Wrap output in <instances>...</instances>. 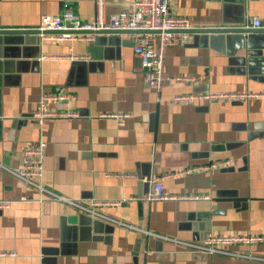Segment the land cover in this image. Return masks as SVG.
I'll return each mask as SVG.
<instances>
[{
    "label": "crops",
    "instance_id": "1",
    "mask_svg": "<svg viewBox=\"0 0 264 264\" xmlns=\"http://www.w3.org/2000/svg\"><path fill=\"white\" fill-rule=\"evenodd\" d=\"M102 1L105 17L129 5ZM67 8L86 22L96 11L95 0H0V30H35L42 15ZM169 10L217 30L264 20V0H170ZM0 38V202L9 205L0 210V264H264V97L170 102L190 93H264L247 46L264 40V31L198 33L168 47L164 73L193 81L166 82L159 94L143 86L132 42L122 35L74 43ZM72 56L84 59H66ZM56 93L65 99L45 108L74 116L39 127L31 116L40 96ZM38 139L46 144L43 187L82 204L111 202L98 210L122 225L50 200L6 170H19L21 148ZM218 161L228 164L180 173ZM156 177L167 194L207 198L141 201L146 180ZM145 232L193 243L235 235L263 241L223 247L239 257L197 256Z\"/></svg>",
    "mask_w": 264,
    "mask_h": 264
},
{
    "label": "built area",
    "instance_id": "2",
    "mask_svg": "<svg viewBox=\"0 0 264 264\" xmlns=\"http://www.w3.org/2000/svg\"><path fill=\"white\" fill-rule=\"evenodd\" d=\"M170 0H128L129 5L114 14L105 17L103 14V1L95 0V15L92 21H82L75 15L71 8H67L57 15H42L40 24L35 30L38 31L41 39L55 42H90L97 35L118 34L132 42L133 55L139 60V67L142 72V84L148 89L154 90L159 94L163 84L169 81H193L192 78L177 77L170 78L163 71V59L165 50L170 46H184L189 44L193 36L203 30H217L215 27L199 26L184 17L172 16L169 10ZM248 30L264 31V20L251 18L248 25L243 27ZM220 29V28H219ZM226 29V28H223ZM66 59H84L72 56ZM264 97V93H190L175 95L170 99L172 104H194L197 101L206 103L215 102H248ZM65 97L60 93L54 95L40 96L38 107L32 114L31 119L42 127L47 119L58 117H73L74 114L66 112H54L45 108L47 100H64ZM46 144L42 139L36 140L33 144L23 147V157L21 168L17 171H9L18 180L24 182L46 195L50 200L68 203L78 211L96 218L118 223L120 222L109 218L98 209L112 205L108 201H90L82 204L76 201L64 199L47 189L41 183L43 163L45 159ZM228 162H213L207 166H196L182 170L181 174L222 168ZM1 167V166H0ZM162 177L150 178L146 180L148 190L141 198V201L152 203L161 200L181 199H201L206 196H173L164 192ZM8 202H0V210L7 208ZM155 239L173 244L186 252L197 256L207 255H226L230 257L240 256L234 252L225 251L223 247L235 245H251L261 243V236H209L201 243L185 242L175 238L161 236L145 232Z\"/></svg>",
    "mask_w": 264,
    "mask_h": 264
},
{
    "label": "water",
    "instance_id": "3",
    "mask_svg": "<svg viewBox=\"0 0 264 264\" xmlns=\"http://www.w3.org/2000/svg\"><path fill=\"white\" fill-rule=\"evenodd\" d=\"M237 24L239 27L240 25L244 24V18L241 19L240 17ZM251 31L253 30H247L244 28H236V29H222V30H203V31L197 32V34L199 33V34H221V35L223 34L237 35L238 34V35H242L244 33H248ZM29 34L39 36L38 31H6V30L1 31L0 30V36L1 35H29ZM195 35L193 36V38L195 37ZM0 44H1V38H0ZM247 46L249 49L253 46L252 48L254 49L256 64L260 67L261 72L264 75V40H260L259 42L254 43V45L248 44Z\"/></svg>",
    "mask_w": 264,
    "mask_h": 264
}]
</instances>
